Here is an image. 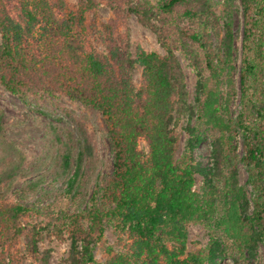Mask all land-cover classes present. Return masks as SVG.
<instances>
[{
	"label": "trees",
	"instance_id": "1",
	"mask_svg": "<svg viewBox=\"0 0 264 264\" xmlns=\"http://www.w3.org/2000/svg\"><path fill=\"white\" fill-rule=\"evenodd\" d=\"M119 6L118 0H114ZM243 13L242 66L239 74V112L235 119L220 111V84L230 73L234 59V32L227 16L218 50L210 46L202 21L219 28L209 0H162L161 11L174 14L185 42L201 51L197 92V124L185 150L211 135L212 165L203 170L204 192L193 191L196 169L188 153L175 158L177 135L169 128L175 97L184 98L178 63L168 48L165 55L136 46L132 55L106 25L107 54L87 46L85 15L95 9L94 0H77L69 10L66 0H0V84L8 91L60 93L100 112L107 127L113 170L95 184L81 212L51 210L53 234L70 241L69 264H204L220 243L233 264H250L257 243L264 248V13L257 19L256 0H240ZM226 11L230 0H226ZM119 7H117L118 9ZM140 22L150 24V9L128 5ZM141 67V82L131 81L134 67ZM263 65V68H261ZM263 73L258 84L257 75ZM230 93V91H229ZM230 94H228L229 96ZM67 124L62 167H73L67 194L80 177L84 161L94 147L86 118L61 106ZM0 110V264H18L22 258L9 252L21 236L34 264H47L48 253L38 248L39 232L30 219L35 209L10 202L7 194L21 171L25 156L3 136ZM240 134V157L251 187L252 208L242 205L244 191L238 183L236 153L232 143ZM148 143L143 157L138 140ZM73 141V143H72ZM24 218V219H23ZM110 218L126 230L129 254L107 247L105 262L93 254L103 238L104 220ZM86 221V226L84 225ZM212 226L207 249L187 250V224Z\"/></svg>",
	"mask_w": 264,
	"mask_h": 264
},
{
	"label": "rangeland",
	"instance_id": "2",
	"mask_svg": "<svg viewBox=\"0 0 264 264\" xmlns=\"http://www.w3.org/2000/svg\"><path fill=\"white\" fill-rule=\"evenodd\" d=\"M68 9H77V0H66ZM162 0H94L95 9L85 15V32L87 46L97 53L107 54L106 25L113 24V37L121 47H127L132 55L136 46L140 45L146 51H156L161 55L168 52L174 54L178 63V72L184 84L183 99L175 97L174 110L169 119V128L177 135L178 144L175 158L179 159L188 153L190 164L196 169L193 191L201 196L204 192L205 178L203 170L212 165L211 135L204 136L191 149L185 147L192 138V129L197 124V92L200 75L201 51L195 44L185 42L180 36L179 24L174 14L160 10ZM211 9L218 18L219 28L212 27L209 22L202 21L208 31L210 46L217 51L223 35V25L227 16L230 18L234 32V59L230 73L231 83L223 77L220 89V111L230 119H235L239 112V74L242 66V33L243 13L240 0H230L226 11V0H209ZM142 5L150 9L149 23L139 21L133 13L123 10L128 5ZM257 19L264 13V0H256ZM117 7H119L117 9ZM263 40L264 36L262 35ZM263 68V65H261ZM260 69L257 75L258 84L263 81ZM131 81L137 88L141 82V67L136 65L131 72ZM230 91V93H229ZM228 94H230L228 96ZM61 106L71 111L76 117L86 118V128L94 147L91 158L84 161L83 170L74 183L72 191L67 194L68 178L73 173V167L64 170L62 167L63 143L66 141L67 124L63 123ZM0 110L3 112V136L14 142L23 152L25 159L20 173L7 194L10 202L29 205L35 209L30 216L39 232L38 248L41 253H48L47 264L70 263V241L63 234L59 240L53 234V218L51 210L59 211L61 207L67 212H81L85 208L97 181L113 170V158L107 140V127L100 112L93 114L83 103L72 100L63 94H46L25 90L15 94L0 84ZM73 143V141H72ZM232 143L236 153V169L238 183L244 191L242 205L247 211L251 210V187L247 183V174L240 157L243 154V144L240 134L234 135ZM138 148L143 157L148 154V143L144 138L138 140ZM24 219V218H23ZM86 226V221L83 222ZM103 238L95 243L93 254L98 262H105L109 254L107 247L120 254H129V240L125 229L116 225L110 218L104 220ZM212 234L210 223L189 222L187 224V250L196 252L207 249ZM2 250L0 249V252ZM9 252L21 255L18 264H34L26 250V238L21 236ZM250 264H264V248L257 243L252 251ZM204 264H233L228 250L220 243L212 250L210 258Z\"/></svg>",
	"mask_w": 264,
	"mask_h": 264
}]
</instances>
